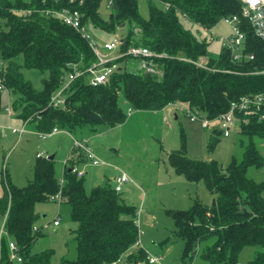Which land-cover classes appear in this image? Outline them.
I'll use <instances>...</instances> for the list:
<instances>
[{
  "label": "trees",
  "instance_id": "obj_1",
  "mask_svg": "<svg viewBox=\"0 0 264 264\" xmlns=\"http://www.w3.org/2000/svg\"><path fill=\"white\" fill-rule=\"evenodd\" d=\"M158 1L164 6L148 0L150 15L145 18L138 0H0L4 23L0 27V75L12 95V116L37 133H49L55 127L72 133L77 127L96 130L98 125L122 124L131 108L158 111L177 102L214 119L241 96L264 92V43L243 16L241 0ZM61 9L79 11L86 28L90 24L112 35L119 33L122 49L140 46L155 52L160 73L148 75L136 68L137 60L124 55L117 59L120 69L108 83L92 86L85 76L79 77L71 84L65 105L52 106L51 97L61 87L63 76L75 68L86 69L96 60L89 41L48 12ZM231 16L238 18L245 33L243 51L253 53L254 58L236 61L231 50L222 46L219 56L204 60L209 42L191 27L211 28ZM23 69L47 73L42 88L37 89ZM238 129L248 142L240 140L242 159L233 158L225 169L215 159L189 157L185 144L169 154L177 174L190 182L203 180L213 195L210 204L197 199L188 208L167 210L177 235L185 240L183 257L194 260L198 256L201 264H239L247 246L259 248L247 264H264V180L247 175L249 167L264 165V154L255 141V137L264 139V118L250 116ZM220 132L216 129L210 135L209 151L216 147ZM50 156L37 155L34 178L25 186L15 185L6 169L3 172L0 218H6L7 234L16 241L22 260L10 258L8 236H3L0 264H52L54 249L32 250L43 235L42 228L51 223L37 209L45 202L67 203L71 218L78 223L73 230L77 254L73 259L62 258L63 264H153L149 252L138 245L136 206L127 203L109 180L87 192L85 174L78 177L72 171L81 159L88 161L83 151L74 148L62 179L55 173V156Z\"/></svg>",
  "mask_w": 264,
  "mask_h": 264
},
{
  "label": "rangeland",
  "instance_id": "obj_2",
  "mask_svg": "<svg viewBox=\"0 0 264 264\" xmlns=\"http://www.w3.org/2000/svg\"><path fill=\"white\" fill-rule=\"evenodd\" d=\"M159 7L161 1L155 0ZM141 15H150L148 0H138ZM107 10L104 17L107 16ZM4 26L0 19V27ZM191 26V24H188ZM193 32L209 42L207 57L219 56L225 36L233 34V26L224 18L211 28L200 24L191 27ZM91 39L99 44L113 37L92 25L87 26ZM205 62V61H204ZM37 89L42 88V78L47 73L36 69H23ZM67 79L64 80V83ZM12 95L8 89H0V196L3 194L1 178L3 172L9 173L12 183L22 187L34 178V163L37 155H54L55 173L62 179L65 169L64 160L74 154L73 137L86 138L96 155L106 161V164L93 165L90 161H81V167L86 168L85 187L90 192L96 185L109 180L114 184V177L119 174L117 167L129 173L134 182L125 184L121 195L129 204L138 209L137 223L140 230V243L151 255L166 254L163 262L153 264H201L197 256L192 260L183 257L185 240L177 235L174 219L167 213L169 209H185L195 200L210 204L213 195L207 189L203 180L190 182L184 176L175 172L169 161L172 151L180 150L185 144L187 155L195 159H215L225 169L233 158L242 159L244 144L248 137L239 132L235 125L229 136L219 133V141L213 151L208 150L210 135L220 130L218 120L211 121L204 128L199 120L191 121L189 116L179 106L173 103L155 111L146 109H128V117L122 124L110 127L98 125L96 130L91 126L77 127L71 135L58 132L41 137L36 131L14 132L9 126L20 128L21 122L11 118L6 107L11 105ZM175 113L178 118H175ZM17 118V117H16ZM170 123V124H169ZM29 130V129H28ZM94 134V135H93ZM256 143L264 154V139L255 137ZM247 175L257 181L264 180V165L249 167ZM264 195V194H263ZM42 215L47 214L50 225L42 228L43 235L32 247L34 252L54 249L52 264H63L62 258L73 259L76 256V241L73 230L78 223L71 218L70 207L62 202H45L37 205ZM60 217L59 225L53 220ZM47 222V221H46ZM3 223L0 218V227ZM45 223V222H44ZM43 226V222H42ZM132 249V248H131ZM136 247L132 251H136ZM258 247H245L239 259V264H247Z\"/></svg>",
  "mask_w": 264,
  "mask_h": 264
},
{
  "label": "built area",
  "instance_id": "obj_3",
  "mask_svg": "<svg viewBox=\"0 0 264 264\" xmlns=\"http://www.w3.org/2000/svg\"><path fill=\"white\" fill-rule=\"evenodd\" d=\"M241 2L243 5V16L249 20L255 35L264 43V0H241ZM48 12H51L56 17H59L64 23L79 31L82 36H84L89 41V44L96 56V60L86 69L75 68L74 71L67 72L63 76L61 87L56 92H54L51 97L50 104L52 106L59 107L65 105L71 84L79 77L85 76L87 83L92 86L108 83L113 73L120 69L117 59L124 55L132 56V58L137 60V69L148 74L160 73V70L155 63V57L157 54L152 52L150 49L140 46H130L126 50L122 49L124 40L119 33L113 34L111 39L105 41L103 44H99L91 39V35L88 33L86 26L82 23V15L79 11L61 9L51 10ZM225 21L233 26L234 33L225 36L223 46L231 50L232 57L236 61H241L242 59H253V53H246L243 51L245 33L242 32L239 26L238 18L236 16H231L225 18ZM200 64H203V61L200 62ZM65 79H67V82L64 83ZM4 88H6V86L0 75V89ZM180 109L189 116L190 120H199L201 125L206 128L209 127L211 121L218 120L220 122V130L222 133L225 136H229L231 134L232 128L235 125L239 126L241 122H248L250 116H258L261 119L264 118V92L251 93L241 96L238 100L231 102L230 107L226 112L220 114L214 119L203 117L199 112L191 110L185 105H180ZM6 110L10 116L13 115L11 105L7 106ZM9 128H11L14 132H20V134L26 131L25 126L20 128L9 126ZM61 131L67 132L71 135L68 130H63L58 127H55L49 133H39V135L41 137H45L46 135H51ZM73 146L78 151H83L87 156L88 161H90L93 165L107 163L96 155L94 150L88 144V140L86 138L79 139L77 137H73ZM67 162L68 160L66 163ZM72 171L77 173L78 177H82L85 174V171L77 164L72 167ZM130 182H133L131 176L127 172L120 170L119 175L115 179L114 187L116 191L120 192L123 190L124 185ZM52 199L59 200L60 197L54 196ZM5 220L6 218H4V221L0 227V240L3 236H8L5 228ZM59 223L60 217L54 218L53 224L59 225ZM45 227H48V224H45ZM8 244L10 249V258L12 260L21 261L22 257L19 254V248L16 241L8 236ZM163 260V256L151 255L149 253V261L151 263H159L163 262Z\"/></svg>",
  "mask_w": 264,
  "mask_h": 264
},
{
  "label": "crops",
  "instance_id": "obj_4",
  "mask_svg": "<svg viewBox=\"0 0 264 264\" xmlns=\"http://www.w3.org/2000/svg\"><path fill=\"white\" fill-rule=\"evenodd\" d=\"M173 105V104H172ZM179 109H180V106H179ZM0 110H2V108H0ZM181 110V109H180ZM179 116H178V114L177 113H175V118H178ZM11 118H15V119H17V120H19L22 124H21V127H23V126H25L26 127V131H35V130H33V127H31V126H26L25 124H24V122H22L20 119H18V118H16V117H14V116H11ZM192 121V120H191ZM170 124V123H169ZM204 128H206V127H204ZM29 129V130H28ZM62 132V131H61ZM94 135V134H93ZM95 152V151H94ZM69 158V157H68ZM68 158H66L65 160H64V164H65V166L67 165V163H66V161L68 160ZM81 164H78V166L80 167V168H82L84 171H85V175L87 174V171H86V168L84 169V167H81L80 166ZM117 169H118V172L120 173V170H123V169H121L120 167H117ZM124 171V170H123ZM126 172V171H125ZM129 174V173H128ZM119 175V174H118ZM118 175H116L115 177H114V179H113V181H114V184H115V179H116V177L118 176ZM130 175V174H129ZM131 176V175H130ZM131 178L133 179V177L131 176ZM133 182H134V180H133ZM131 183V182H130ZM127 184H129V183H127ZM163 257H164V259H165V257H166V254H163L162 255ZM164 261V260H163Z\"/></svg>",
  "mask_w": 264,
  "mask_h": 264
},
{
  "label": "water",
  "instance_id": "obj_5",
  "mask_svg": "<svg viewBox=\"0 0 264 264\" xmlns=\"http://www.w3.org/2000/svg\"><path fill=\"white\" fill-rule=\"evenodd\" d=\"M148 75H150V74H148ZM50 158H51V159L54 158V155H51ZM70 170H71V169H70Z\"/></svg>",
  "mask_w": 264,
  "mask_h": 264
}]
</instances>
